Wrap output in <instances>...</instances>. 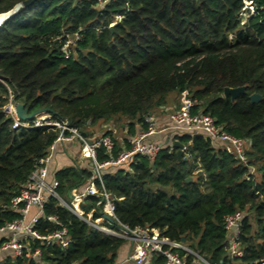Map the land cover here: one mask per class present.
<instances>
[{"label": "trees", "instance_id": "trees-1", "mask_svg": "<svg viewBox=\"0 0 264 264\" xmlns=\"http://www.w3.org/2000/svg\"><path fill=\"white\" fill-rule=\"evenodd\" d=\"M24 1L0 0V15ZM247 1H253L256 14L242 24ZM236 87H246L245 93L226 99L225 88ZM183 94L196 101L192 114L209 115L226 133L248 141L246 161L204 132H174L175 142L186 148L181 157L174 142L154 160L137 155L103 169L116 216L132 229L155 228L177 242L184 238L212 264H264V0H35L4 22L0 228L21 217L12 201L62 133L54 126L14 129V119L4 113L11 100L29 113L46 110L89 139L110 137L112 151L97 150L103 163L130 144L127 138L122 147L108 129L100 135L99 124L125 119L127 136L133 137L147 129L146 116ZM252 94L262 100L252 102ZM91 166L75 161L52 171L64 202H71L72 190L86 186ZM97 202L91 196L81 207L97 218ZM237 212L243 214V255L231 258L225 217ZM63 228L72 239L67 249L29 238L22 257L3 252L0 264H116L126 243L49 197L35 230L49 236ZM38 248L41 256L30 258ZM187 260L193 264V257Z\"/></svg>", "mask_w": 264, "mask_h": 264}, {"label": "built area", "instance_id": "built-area-1", "mask_svg": "<svg viewBox=\"0 0 264 264\" xmlns=\"http://www.w3.org/2000/svg\"><path fill=\"white\" fill-rule=\"evenodd\" d=\"M107 1L101 0V3L103 4ZM248 4L251 12H249L247 19L256 14L253 1L246 2V7L242 13L246 10ZM242 13L240 15L243 18ZM118 19L120 20V18ZM245 21L243 18L242 24H245ZM112 26H114V23ZM76 39H79V37ZM70 43H74V41ZM65 53L68 55L67 50ZM16 104L11 100L4 108V113L14 119V129L54 126L61 129L62 133L50 146L47 156L40 160L20 195L12 201L11 208L17 211L21 217L0 228V234L6 239L0 246V255L3 252H11L16 257H22L24 250L27 248L26 241L29 238L47 243L55 242L63 249H67L71 245L72 239L65 228L49 236H41L35 230V226L44 215L46 200L49 197H55L60 200L62 205L73 211L92 228L108 237L129 242L131 244V252L128 259L135 264H159L157 263L159 258L164 259L163 264H189L187 258L190 256L193 257V264H212L209 260L186 246L184 242L172 241L155 228L139 227L132 229L122 223L116 216L115 200L106 190L102 171L107 167L120 166L137 155L154 160L164 150L165 147L162 144L152 140L158 134L157 123L153 115L145 117L147 129L129 139L130 149L123 150L117 159L99 163L97 161L98 148L105 147L110 152L114 147L110 137L89 139L86 134L81 133L77 128L71 127L68 122L53 120L50 114L43 115L32 121H21L16 116ZM195 105L196 101L189 97H184L180 108L170 114V120L173 124L171 129L175 133L204 132L213 139L221 141L228 153L234 154L238 159L245 162L248 141L229 135L222 128H219L215 119L209 115L192 114V109ZM65 132L69 134L66 135L64 134ZM73 141L80 143L81 156L84 160L92 163L90 170L94 174L83 189L72 190V200L67 203L60 198L57 192V183L51 179L50 164L54 158L57 145ZM184 150H186L185 146ZM251 170L254 171V169ZM247 179L249 180V178ZM91 196L98 198L96 207L100 212V216L97 218L94 216L93 210L87 213L81 207L85 204L86 199ZM49 219L54 222L57 221L56 218ZM242 220L243 214L240 212L225 217V226L229 233L226 250L231 258L242 257L243 255L239 246ZM41 254L42 252L38 248L28 256L37 258Z\"/></svg>", "mask_w": 264, "mask_h": 264}, {"label": "crops", "instance_id": "crops-1", "mask_svg": "<svg viewBox=\"0 0 264 264\" xmlns=\"http://www.w3.org/2000/svg\"><path fill=\"white\" fill-rule=\"evenodd\" d=\"M169 110L170 111L168 113L165 112L166 114L164 115H162L157 111L153 113V116L159 128H158V134L155 135L152 138V140L162 144L164 147L172 145L175 142L174 131L171 129L173 124L172 121L170 120V114L174 112V110L173 109H169ZM102 127L104 129V125ZM105 128L114 131V129H112L110 125H107ZM103 133H105V131H102L99 134L102 135ZM125 133L126 135L128 134L127 129ZM97 137L99 136L96 135L95 138ZM127 138L130 139L131 137L127 136L122 140V144H121L122 147H124L123 142ZM80 146L77 145V141L58 144L54 158L52 160V163L50 164V174L52 173V171H57L72 166L76 159H78L79 164L87 165V162L89 161L84 160L82 156H79L82 155L81 148L79 149ZM130 252H131V244H129V242H126L118 251L116 264H135L134 262L129 261L128 259Z\"/></svg>", "mask_w": 264, "mask_h": 264}, {"label": "water", "instance_id": "water-1", "mask_svg": "<svg viewBox=\"0 0 264 264\" xmlns=\"http://www.w3.org/2000/svg\"><path fill=\"white\" fill-rule=\"evenodd\" d=\"M35 0H26L22 3L17 4L13 10L8 13H5V21L6 22L10 17L14 16L21 8L28 7L34 3ZM3 22V23H4ZM246 91V87H236V88H225L224 90V97L226 99L231 98L232 101H235L239 95L244 94ZM250 99L254 103H258L262 100V97L258 94H252ZM49 114L46 110H40L33 113H29V110L25 108L24 104L17 103L16 104V116L21 121H32L38 117L43 115ZM176 147H178V156L181 157L183 155V148L184 145L180 142H175ZM191 180V179H190ZM182 241L184 242L185 239L183 238Z\"/></svg>", "mask_w": 264, "mask_h": 264}, {"label": "rangeland", "instance_id": "rangeland-1", "mask_svg": "<svg viewBox=\"0 0 264 264\" xmlns=\"http://www.w3.org/2000/svg\"><path fill=\"white\" fill-rule=\"evenodd\" d=\"M249 12H251V8H250V6L248 4L246 10L242 13L244 21L249 16ZM119 21H120L119 19L117 21H115L114 25H116ZM184 95L185 94L179 95V96L178 95H172V97L170 98L169 105H166L164 107H161V108L157 109V112H159L162 115H164V114H166L165 112L168 113L170 111L169 109H173L175 111L178 110L180 108V106H181L183 98L187 97V96H184ZM103 125H104V129L102 127ZM107 125H110V127L112 129H114L113 134H112L113 137H114V140H116L118 142V144H122V140L127 137V135L125 133V131L127 129L126 126H125L126 125V120L125 119H120V120L113 119V120H111L109 122H103V123L99 124V126H98L99 133H101L102 131H106L105 127ZM157 128H159L158 125H157ZM77 145L79 146V144H77ZM79 156H81V155H79ZM75 161L78 163V159H76ZM84 164H86V163H84ZM195 173H197V172L195 171ZM3 239H4V236L2 234H0V241H2Z\"/></svg>", "mask_w": 264, "mask_h": 264}, {"label": "bare ground", "instance_id": "bare-ground-1", "mask_svg": "<svg viewBox=\"0 0 264 264\" xmlns=\"http://www.w3.org/2000/svg\"><path fill=\"white\" fill-rule=\"evenodd\" d=\"M4 21H5V15L4 14H1L0 15V27L3 24Z\"/></svg>", "mask_w": 264, "mask_h": 264}]
</instances>
